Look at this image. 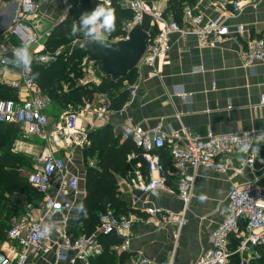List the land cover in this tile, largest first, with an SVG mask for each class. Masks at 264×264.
<instances>
[{
	"label": "built area",
	"instance_id": "built-area-1",
	"mask_svg": "<svg viewBox=\"0 0 264 264\" xmlns=\"http://www.w3.org/2000/svg\"><path fill=\"white\" fill-rule=\"evenodd\" d=\"M41 0H12L14 3L11 25L5 31V41L14 36L20 42L34 40L30 51L36 62L45 63L59 55L62 48L47 53L43 50V42L48 33L41 34L30 22L37 14ZM65 4L68 0H61ZM107 7L109 0H98ZM129 10L131 18L122 30L125 38L127 31L137 23H141L144 16L149 19V26L155 33L146 41L145 51L137 62L134 80L128 87L129 99L137 90L141 73L148 76L159 75L157 64L166 56L171 48V38L176 39L192 36L200 48L215 47L226 41H235L244 31L241 24H228V18L236 17L245 6H254L247 0H206L217 7L228 5L227 16L217 15L204 18L195 7L184 3L180 7L178 19L170 12L160 10L155 4L145 0H117ZM114 40V41H116ZM13 48H0V85L14 91V98L0 99V124L15 126L23 136H34L39 140L38 155L32 163L31 171L26 181L40 196L37 204L27 202L21 214L13 219L6 232L8 240L14 241L21 253L14 260L0 252V264H25L28 252L47 253L54 250L57 262L76 264L86 262L99 252L96 241L98 234H113L121 240L116 247L121 253H126L129 247V229L136 218L130 213L114 215L110 212L98 215V225L90 235H72L62 228L56 239L38 238L37 233L44 224L47 216H60L70 209L69 199L62 200L68 194L81 196L83 191L78 188V178L67 170V160L59 152H69L74 148L84 149L89 146L85 127L79 119L85 113L94 112L95 119H102L112 111L107 108H92L89 103L82 104L73 110L63 111L51 122L45 111L47 102L41 96L38 86L31 74L25 73L12 63H4L7 55H13ZM239 62L245 69L256 64H264V40L250 39L238 52ZM83 71L90 74L89 67ZM4 73L12 74L4 79ZM129 100L125 104H128ZM124 104V107L126 106ZM264 106V94L258 98L257 107ZM122 109L116 112L122 114ZM81 119V120H82ZM122 139L130 142L140 150L139 162L144 164L145 174L137 169L129 171L125 176L116 180L117 187L129 191L147 194L152 191L162 192L178 199L183 208L174 214L160 209L146 208L145 213L153 218L158 230H164L170 225L176 228V234L185 225L184 211L192 197L195 172L204 168L219 174L228 182L226 195V211L223 220L209 236L210 249L202 254L193 264H230L233 254H250L251 260L260 258L258 248H264V192L255 182L237 186L233 177L245 170L253 172L257 154L252 148L257 141L255 131H246L239 134L215 135L210 132L204 137L192 136L186 129H181L184 144L179 147H170L168 156L170 170H165L160 162L157 150L165 147V136L162 132V123L157 122L147 131L134 124L129 117L124 119L119 131ZM241 144H250L247 153L239 152ZM134 154H127L125 161H130ZM169 176H174V185L168 186ZM264 181V176L260 177ZM39 215V218L36 217ZM56 226H63L62 220L55 221ZM237 239L234 251L229 250V239ZM140 264H172L171 258L160 263H149L140 259ZM247 260L241 264H247Z\"/></svg>",
	"mask_w": 264,
	"mask_h": 264
},
{
	"label": "crops",
	"instance_id": "crops-1",
	"mask_svg": "<svg viewBox=\"0 0 264 264\" xmlns=\"http://www.w3.org/2000/svg\"><path fill=\"white\" fill-rule=\"evenodd\" d=\"M145 1L155 4L164 12L172 13L168 0ZM219 1L227 2V0ZM247 1L254 6H244L236 17L226 20L231 25L241 24L245 29L235 41L229 40L215 47L200 48L192 36L181 39L172 37L170 50L157 64L158 76L150 77L146 71H143L138 90L130 99L128 84L124 83V86L115 91V94L122 90L127 91L126 101L129 100V102L125 104V107L123 106L122 114L109 110L105 97L96 94L85 102L89 103L93 109L105 107L112 112L98 120L95 119L94 112L85 113L83 119L82 116L79 119L80 125L85 127L87 133H93L103 126H109L110 131L118 136L120 127L127 117L144 131L149 130L160 121L165 136V147L163 148L167 150L170 147H179L184 144L181 134L183 128L190 135L201 138L208 132L215 135L239 134L246 131H255L258 135V133L264 132V106L257 107L259 96L264 94V64H256L245 69L241 66L238 57L239 49L243 48L250 39L262 38L264 40V0ZM8 3L14 4L12 0ZM47 3L45 4V0H41L38 11L40 12L41 7L45 5L50 6L51 2ZM184 3L195 7V10L204 18H212L217 15L226 17L229 10L227 3L219 8L215 4H209L206 0H182L180 7ZM122 6L124 7V5ZM62 18L60 17V20ZM1 21L3 20L0 19V24ZM56 23L58 22L52 23L50 29ZM7 75L8 78L12 76L10 73H5L4 79H8L5 77ZM86 79L94 83L99 81L93 72L87 74ZM47 106L50 110L53 109L56 114L58 111L61 112L56 106L48 104ZM123 140L121 137L118 138L119 142ZM257 146L259 153L256 158L255 170L253 172L245 170L241 174L235 175L233 183L240 186L244 183L255 182L264 192V181L260 178L264 176V140H257L253 147ZM37 147H39V143ZM79 151L78 148H74L69 152H59V155L66 158L68 172L77 176L78 188L83 191L85 167L94 166L95 156L92 155L93 161H91V157H85L84 160L87 164L84 166V163L81 165ZM135 157L130 161V164L126 162L128 164L127 172L137 169L144 175L142 163L134 160ZM168 168L166 171L170 170V165ZM174 180V176H169L167 185L173 186ZM227 190L228 182L223 176L201 167L198 168L195 172L192 197L184 211L186 223L176 234L174 225H170L164 230L156 229L153 218L145 213V209L155 208L176 214L183 208L178 199L157 191L140 194L137 191L117 187L119 200L130 211L127 213L136 218L129 229V247L125 253L126 260L123 264H140V259H146L149 263H160L168 258H171L172 264H193L210 249L209 236L225 215ZM201 193L208 197L203 203L198 200ZM83 194L81 196L68 194L62 199H69L71 202L70 209L63 217L47 216L45 218L44 223L49 219L63 221V226L54 228L53 240L56 239L61 228L66 232L74 230L71 232L72 235L80 233L79 227L76 226V205L81 203ZM40 200L41 197H38V200L31 199L30 202L37 204ZM13 201L14 208L18 213L9 221V226L13 219L19 217L24 204L28 202L21 196L13 197ZM36 217L39 218V215L36 214ZM234 239L236 238L233 237ZM231 240L229 239V242ZM116 247L113 248V254L118 256L121 252ZM0 252L14 260L20 255L21 250L14 241L5 237V240L0 242ZM250 257V254H233L230 263L241 264L245 260L249 262ZM25 264L65 263L57 262L54 250L51 249L47 253L28 252ZM76 264H88V262Z\"/></svg>",
	"mask_w": 264,
	"mask_h": 264
},
{
	"label": "trees",
	"instance_id": "trees-1",
	"mask_svg": "<svg viewBox=\"0 0 264 264\" xmlns=\"http://www.w3.org/2000/svg\"><path fill=\"white\" fill-rule=\"evenodd\" d=\"M11 0H0V3H8ZM182 0H168L170 10L176 19L180 16V3ZM97 5H103L98 0H68L67 10L63 18L56 23L49 31L43 43V50L53 53L62 48L59 55L51 60L40 63L33 59L31 76L38 86L41 96L50 106H56L61 110L68 107L76 108L83 100H89L93 95H102L108 102V109L117 111L124 106L127 100V91L122 90L115 94V91L124 86L130 85L135 76L134 70L124 79L110 82L108 78L98 79L97 83L87 81L86 73L83 71L88 67L94 73L96 60L80 50L78 46L73 47L70 52L65 50L69 43L81 41L70 36L71 25L77 20L82 12L92 10ZM107 7L115 12V31L111 33L108 40L114 41L123 37V25L130 20L129 10L121 6L117 0H109ZM143 30L147 31L149 26L148 17L144 16L140 23ZM155 29L152 27V35ZM38 75H35L37 74ZM65 87V88H64ZM14 98V91L0 85V99ZM18 129L9 124H0V242L5 240L9 221L17 216L18 211L14 208L13 197H22L25 201L38 200L41 197L26 181L30 173L32 163L23 154L14 153L11 147L19 138ZM89 146L84 148V157L94 155L95 164L93 167H85L83 177L82 201L87 210V218L83 214L76 220L79 227L78 234L90 235L98 225V215L110 212L114 215L130 212L126 205L119 200L116 187V179L126 175L128 164L125 161L127 154L132 153L140 160V150L137 149L129 139L119 142L118 138L110 131L109 126H103L97 131L87 133ZM163 168L169 169L168 150L161 148L156 151ZM168 163H167V162ZM142 172H145L142 163ZM145 174V173H144ZM35 202V201H32ZM37 202V201H36ZM74 232L71 230L69 233ZM77 235V234H76ZM96 241L99 244L97 255L88 258V264H123L126 254L121 253L115 256L113 248L121 242L113 234H98ZM232 239L229 250H233L237 244ZM260 258L250 260L248 264H264V248H258ZM231 264V263H230Z\"/></svg>",
	"mask_w": 264,
	"mask_h": 264
},
{
	"label": "clouds",
	"instance_id": "clouds-1",
	"mask_svg": "<svg viewBox=\"0 0 264 264\" xmlns=\"http://www.w3.org/2000/svg\"><path fill=\"white\" fill-rule=\"evenodd\" d=\"M115 31V12L111 7L97 5L92 10H87L81 13L77 20H74L71 25L70 36L80 39L83 43H96L101 47H111L108 37ZM35 41L22 42L21 45L13 50V55L10 58H4V63H12L15 67L20 68L25 73H32L33 55L30 51L32 44ZM35 75H38L35 74ZM257 140H264V132L257 135ZM251 148L250 144H241L239 152L247 153ZM253 153H259V147L252 148ZM208 197L201 193L198 197L199 202L203 203ZM77 218L83 214L87 218V210L83 202L76 205ZM55 221L49 219L39 229L38 238H48L51 236Z\"/></svg>",
	"mask_w": 264,
	"mask_h": 264
},
{
	"label": "water",
	"instance_id": "water-1",
	"mask_svg": "<svg viewBox=\"0 0 264 264\" xmlns=\"http://www.w3.org/2000/svg\"><path fill=\"white\" fill-rule=\"evenodd\" d=\"M11 7L14 9V4L7 3V7H0L1 21L0 29L9 24L13 12H8ZM152 36V27L145 31L139 23L134 24L126 33L125 38L109 41L111 47H101L96 43L85 44L81 42L78 46L80 50L85 52L88 56L96 60L94 66V75L98 79L108 78L110 82H115L124 79L131 73L143 52L145 51L146 41ZM7 58L12 57L7 55ZM5 57V58H6Z\"/></svg>",
	"mask_w": 264,
	"mask_h": 264
},
{
	"label": "rangeland",
	"instance_id": "rangeland-1",
	"mask_svg": "<svg viewBox=\"0 0 264 264\" xmlns=\"http://www.w3.org/2000/svg\"><path fill=\"white\" fill-rule=\"evenodd\" d=\"M47 1H49L50 6L45 5L43 7H41L40 12L38 11V13L31 19V23L34 25V27H36V30L41 33V34H45L50 30V27L52 25V23L54 22H59L58 20H60V17H63L65 15V12L67 10V6H68V1L63 4L61 0H45V4L47 3ZM47 3V4H49ZM0 7H7V4H2L0 3ZM9 12H11L13 9L11 7L7 8ZM4 19V18H3ZM2 19V20H3ZM1 25V24H0ZM9 26L6 25L5 27H2L0 29V38L4 37L6 28ZM82 41H74L68 44V46L65 47V50L70 52V50L73 47L78 46V44H80ZM21 45L20 40L15 39V37L13 36H9V38L5 41H2L0 39V48H17ZM5 77H9L8 75ZM65 88V87H64ZM85 101V100H83ZM74 108H66L64 110L58 111V113H54L55 111L53 109L50 110V108L47 106L46 108V115L49 118V120L51 122H54L55 120V116L59 115L60 113H62L63 111H69V110H73ZM19 135V138H17V141L15 140V142L13 143L11 150L14 153L17 154H23L24 156L28 157L30 163H32L37 155H38V147L37 144L39 143V141L37 140V138H35L34 136H26L27 138H24L22 135ZM80 151L79 153V157L82 160V164L84 163V166L87 164V162L84 160V155H83V149H79ZM91 161H93V158L91 157ZM86 162V163H85ZM81 183V182H80Z\"/></svg>",
	"mask_w": 264,
	"mask_h": 264
},
{
	"label": "bare ground",
	"instance_id": "bare-ground-1",
	"mask_svg": "<svg viewBox=\"0 0 264 264\" xmlns=\"http://www.w3.org/2000/svg\"><path fill=\"white\" fill-rule=\"evenodd\" d=\"M0 19L2 20L3 19V17H0ZM44 43V42H43ZM5 74V73H4Z\"/></svg>",
	"mask_w": 264,
	"mask_h": 264
}]
</instances>
